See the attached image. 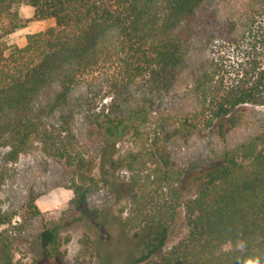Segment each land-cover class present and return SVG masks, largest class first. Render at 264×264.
I'll return each instance as SVG.
<instances>
[{
	"label": "trees",
	"instance_id": "16d2710c",
	"mask_svg": "<svg viewBox=\"0 0 264 264\" xmlns=\"http://www.w3.org/2000/svg\"><path fill=\"white\" fill-rule=\"evenodd\" d=\"M19 4L34 8L32 19L12 8ZM205 11V0H0V141L16 161L36 134L56 139L51 119L58 114L59 156L73 170L74 222L88 264H264V128L201 162L177 166L165 133L145 131L151 119L163 120L153 115V101L128 97L141 77L179 66L182 44ZM46 19L55 25L28 34L24 46L6 43L30 21ZM114 56L118 73L95 86L96 67ZM261 57L221 88L208 74L198 79V106L183 115L181 127L198 129L202 120L225 139L241 106L264 105ZM82 82L109 90L101 98L110 99L108 107L101 102L88 110L95 154L78 142L70 121L80 105L71 92ZM126 138L142 141L141 150L121 153ZM103 187L114 193V206L91 207L89 193ZM41 213L33 200L10 215L0 210V228L24 231ZM179 228L182 235L169 245ZM70 240L59 222L45 223L34 242L40 257L29 264H67ZM12 243L0 232V264H15Z\"/></svg>",
	"mask_w": 264,
	"mask_h": 264
},
{
	"label": "rangeland",
	"instance_id": "374dc122",
	"mask_svg": "<svg viewBox=\"0 0 264 264\" xmlns=\"http://www.w3.org/2000/svg\"><path fill=\"white\" fill-rule=\"evenodd\" d=\"M205 3V14L189 30L188 38L182 44L183 60L179 66L159 76L149 78L147 74L127 89L130 100L147 98L153 101V115L162 116L163 120L151 119L145 131L162 130L165 133L168 150L177 166L201 162L247 140L264 128V105L258 104H246L236 111V124L229 129L225 139L213 128H204L202 120L198 129L186 130L181 127L183 115L198 106L200 99L195 89L198 79L208 74L213 78V85L221 88L237 70L264 57L261 43L264 40V0H205ZM12 8L17 9L23 19L33 17L34 8L30 5L19 4ZM54 25V19L32 20L27 27L7 36L6 43L22 47L27 43L28 34ZM118 71L117 56L99 64L95 70L98 79L94 85H105L102 82L106 77ZM107 89L82 82L73 88L70 96L80 99L77 112L70 119L75 137L94 154L99 144L96 138L88 134V110L94 105L100 106L101 102L109 106L110 99H101L109 91ZM122 102L119 99L116 106ZM61 121L58 114L51 119V124L57 130L56 139L48 140L43 133L36 134L29 148L16 161L7 159L9 147L0 141L1 212L10 215L31 200L42 211L29 220L24 231H15L8 226L0 228V232L13 237L11 246L15 264H29L40 257L34 243L35 236L49 221L59 222L63 235L71 239L64 245L67 264L90 262L89 254L81 243L84 239L81 225L74 222L77 212L72 204L74 193L70 188L73 170L59 156V149L64 144V134H58ZM142 144V141L131 142L126 138L121 141L119 149L121 153L134 154L141 150ZM88 200L91 207H103L114 206L116 198L113 192L103 187L90 192ZM123 205L126 206V202ZM182 233V228L176 229L169 245L174 244Z\"/></svg>",
	"mask_w": 264,
	"mask_h": 264
}]
</instances>
